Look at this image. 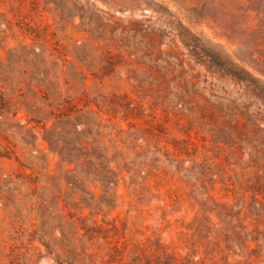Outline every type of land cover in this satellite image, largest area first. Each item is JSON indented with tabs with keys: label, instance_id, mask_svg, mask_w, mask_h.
Listing matches in <instances>:
<instances>
[{
	"label": "rangeland",
	"instance_id": "obj_1",
	"mask_svg": "<svg viewBox=\"0 0 264 264\" xmlns=\"http://www.w3.org/2000/svg\"><path fill=\"white\" fill-rule=\"evenodd\" d=\"M65 1L0 0V12L25 28L19 40L56 63L54 101L88 114L87 146L102 166L77 172L82 182L71 186L42 130H33L32 150L18 128L23 112L11 111L0 117V175L21 197V176L38 181L40 197L59 190L66 202L55 208L65 216H79L67 203L91 193L99 204L82 216L98 235L81 224L75 234L51 227L62 243L48 248L0 204V264H66V256L125 264L116 249L135 247L130 264L155 253L168 264H264V0H71L73 12L59 13ZM211 53L260 77L259 90L221 74ZM45 96L37 95L48 103ZM65 148L61 157L82 158ZM106 168L114 182L100 179Z\"/></svg>",
	"mask_w": 264,
	"mask_h": 264
},
{
	"label": "trees",
	"instance_id": "obj_2",
	"mask_svg": "<svg viewBox=\"0 0 264 264\" xmlns=\"http://www.w3.org/2000/svg\"><path fill=\"white\" fill-rule=\"evenodd\" d=\"M48 2H54V0H48ZM65 2L67 4L65 9H59L58 12H73L71 10L74 2L71 0ZM76 14L84 17L82 13L77 12ZM97 26L98 29H93L102 31L107 23L98 24ZM23 29L25 28L18 20L7 13L0 12V117H8L11 111L14 117L17 116L18 112H23L24 120L22 121V116L19 118L18 128L25 144L31 145L32 150L34 149L33 141L38 139L34 131L38 132L37 129L40 128L42 130L38 133L40 139L48 145L51 152L58 154L61 160L69 166L65 168V171L69 173L71 178L75 179H71L70 184L78 188V183L82 182L80 181L82 177L77 172L95 175L98 167L102 166L100 157L96 156L97 151L87 146L88 114L79 110L65 111L60 100L54 101L55 94L52 92L56 83L53 81V77L58 78V75H54L51 68L54 64L56 66V63L52 62L49 66L45 51L37 47L33 41L24 43L19 40V35L26 36ZM92 32L98 33L97 31ZM108 38L111 39V37ZM182 42L185 45H191L184 38ZM192 45L197 47L201 44L193 43ZM208 56L209 62L221 74L239 81H245L257 91L261 87L260 77L255 76L246 67L238 65L231 58H225L218 53H211ZM86 70H88L86 66L84 71L81 70L83 81L87 79ZM39 92L46 93L44 98L49 101L48 103L38 99ZM56 94H60L58 89ZM81 116L84 119H80ZM0 122L3 123L1 120ZM66 145H70L73 151L80 152L82 158L67 159L61 157L62 154L66 153ZM0 154L4 156V154ZM70 165H73V167ZM42 173L38 171L37 175L41 176ZM98 174L102 181L114 182L112 170L106 168ZM46 177L51 178L53 176L47 175ZM37 182L33 183L26 176H21L20 184L24 189L22 192L24 197H21V192L17 188L18 184L14 182L13 178L0 175V204L6 207L8 217L11 220L20 219L28 225H33L35 231L41 234L42 244L48 248L62 243L60 238L52 237L51 227L62 228L65 226L67 232L75 234L78 232L77 224H81L79 225L80 228L82 227L87 234L95 233L98 235V231L93 226L86 225L85 219L87 217L82 216L84 208L91 209L92 206L99 204V200L94 198L91 193L84 192L85 195H80L78 200L67 203L76 209L80 214L79 216L75 212H70L65 216L60 213L59 207L55 208L61 201L66 202L65 198L60 199V191L55 190L52 192L48 190L51 194L50 197L46 195L45 198L40 197L37 189L41 186ZM48 200H51V203ZM61 219L64 220L63 224H60ZM60 233L62 239L66 240L68 233L63 231H60ZM137 249L135 247L128 252L125 251V248L116 249L118 253L115 256L121 261L126 259L123 263L130 264L138 258L139 251ZM161 255L155 253L153 259L145 258L144 264L151 261H154L155 264H168L165 260L169 256L163 255L161 257ZM65 258L66 264H83L75 258L68 256ZM111 262L114 263L116 260Z\"/></svg>",
	"mask_w": 264,
	"mask_h": 264
}]
</instances>
